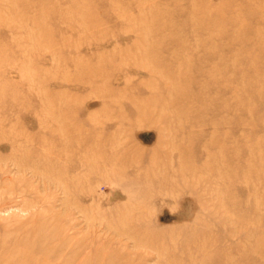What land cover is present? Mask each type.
Here are the masks:
<instances>
[{
    "label": "rangeland",
    "instance_id": "374dc122",
    "mask_svg": "<svg viewBox=\"0 0 264 264\" xmlns=\"http://www.w3.org/2000/svg\"><path fill=\"white\" fill-rule=\"evenodd\" d=\"M0 264H264V0H0Z\"/></svg>",
    "mask_w": 264,
    "mask_h": 264
},
{
    "label": "bare ground",
    "instance_id": "6f19581e",
    "mask_svg": "<svg viewBox=\"0 0 264 264\" xmlns=\"http://www.w3.org/2000/svg\"><path fill=\"white\" fill-rule=\"evenodd\" d=\"M129 19H130V18H129ZM208 37H210V36H208ZM169 40H170V39H169ZM215 42H216V40H215ZM216 46H217V45H216ZM216 46H215V47H216ZM213 52H214V50H213ZM223 58H224V57H223ZM223 58H222V59H223ZM228 62H229V61H228ZM226 64H227V63H226ZM226 66H227V65H226ZM228 67H229V66H228ZM219 73H220V72H219ZM216 75H217V74H215V76H216ZM213 123H215V122L213 121ZM191 140H192V139H191ZM189 152H190V150H189ZM225 152H226V151H225ZM221 153H222V152H221ZM222 156H223V155H222ZM225 158H226V157H225ZM224 160H225V159H224ZM12 162H13V161H12ZM4 163H5V162H4ZM16 163H17V162H16ZM18 164H19V163H18ZM41 176H42V175H41ZM51 183H52V182H51ZM63 202H64V201H63ZM67 203H68V202H67Z\"/></svg>",
    "mask_w": 264,
    "mask_h": 264
}]
</instances>
